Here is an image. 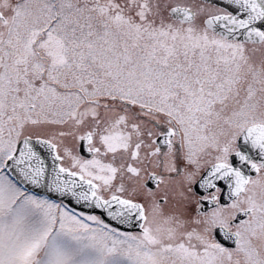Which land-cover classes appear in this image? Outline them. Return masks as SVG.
I'll list each match as a JSON object with an SVG mask.
<instances>
[{
    "label": "snow or ice",
    "instance_id": "1",
    "mask_svg": "<svg viewBox=\"0 0 264 264\" xmlns=\"http://www.w3.org/2000/svg\"><path fill=\"white\" fill-rule=\"evenodd\" d=\"M0 264H264V0H0Z\"/></svg>",
    "mask_w": 264,
    "mask_h": 264
}]
</instances>
